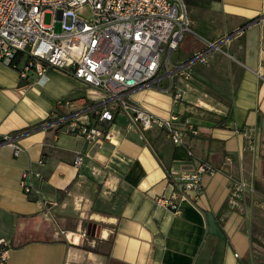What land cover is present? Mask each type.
Listing matches in <instances>:
<instances>
[{
	"label": "crops",
	"instance_id": "0c3cea01",
	"mask_svg": "<svg viewBox=\"0 0 264 264\" xmlns=\"http://www.w3.org/2000/svg\"><path fill=\"white\" fill-rule=\"evenodd\" d=\"M183 2L192 32L184 43L197 52L203 41L233 35L227 55L211 53L207 65L192 66L191 81L176 79L177 104L160 87L132 91L130 101L157 118L177 117L179 126L188 120L196 132L183 131L189 148L174 145L157 127L140 135L121 113L99 121L97 111L114 105L66 73L48 68L37 83L0 65L5 264H264V0ZM73 124L109 139L87 141L69 132ZM6 139L20 147L17 157ZM79 155L83 164L76 170ZM199 162L219 172L178 195V213L155 203L175 196L167 171H193ZM25 171L41 176L34 181L40 196L56 204L48 220L45 204L23 195ZM231 178L254 191L238 208L228 204Z\"/></svg>",
	"mask_w": 264,
	"mask_h": 264
},
{
	"label": "built area",
	"instance_id": "2783aa9c",
	"mask_svg": "<svg viewBox=\"0 0 264 264\" xmlns=\"http://www.w3.org/2000/svg\"><path fill=\"white\" fill-rule=\"evenodd\" d=\"M86 7L91 9L88 20L81 16ZM45 14L51 15V25H44ZM56 23L60 24L59 33L54 29ZM191 33L183 0H0V65L14 69V56L24 53L26 63L18 67L21 78L31 74L37 83H42L48 68L66 73L114 105L97 111L99 121L112 122L113 112L121 113L129 127L140 135L157 127L174 145L187 148L183 131L196 134L188 120L179 126L180 120L175 116L166 120L157 118L131 102L130 93L141 88H158L164 79L167 87L163 91L171 93L173 104H177L181 93L175 91L171 81V55ZM232 36L225 35L216 42L203 41L204 49L175 67L180 78L191 80L192 66L207 65L211 53L224 54L221 48L229 46ZM56 122L64 121L56 119ZM69 132L78 133L87 141L109 139L99 129L84 124L71 125ZM4 144L12 148L15 157L19 155L20 147L10 139L4 140ZM187 154L192 156L189 149ZM82 164L83 156L79 155L73 167L79 170ZM218 172L207 162H199L193 171L170 169L166 177L175 196L158 197L155 203L178 213L177 196L197 189L203 176ZM40 179L38 173L25 171L20 177V187L28 200L45 204L43 217L48 220L56 204L40 196L34 183ZM230 182L228 204L238 208L244 196L254 191L241 179L231 178ZM9 251V241L0 238V264L6 263Z\"/></svg>",
	"mask_w": 264,
	"mask_h": 264
},
{
	"label": "rangeland",
	"instance_id": "374dc122",
	"mask_svg": "<svg viewBox=\"0 0 264 264\" xmlns=\"http://www.w3.org/2000/svg\"><path fill=\"white\" fill-rule=\"evenodd\" d=\"M84 19L88 20L91 17V9L89 7H86L83 11H82V15H81ZM51 15L50 14H45L43 17V23L44 25H51ZM55 32L59 33L60 32V24L56 23L55 27ZM189 34H187L184 38V41L180 44L178 50L176 52H174L171 55V63L173 65V67H169V73H171V81L172 84H175V80L178 78H180L179 73L175 70V67H177L180 64H184L187 61H189L193 55V53L195 52V50L193 49V46H190V44H185V40H187ZM229 47V46H228ZM227 46H223L221 48V50L224 52V54L219 53L221 56L223 55H227ZM178 57H181V59H178ZM193 67L191 68V80L193 78V74H192V70ZM182 78V77H181ZM183 79V78H182ZM189 80V81H191ZM185 81V80H184ZM188 82V81H187ZM167 87V80H162L161 81V85L160 88H166ZM171 94V93H170Z\"/></svg>",
	"mask_w": 264,
	"mask_h": 264
},
{
	"label": "trees",
	"instance_id": "16d2710c",
	"mask_svg": "<svg viewBox=\"0 0 264 264\" xmlns=\"http://www.w3.org/2000/svg\"><path fill=\"white\" fill-rule=\"evenodd\" d=\"M178 59H180V57H178ZM21 62L26 63L25 54L18 52V53H16V55L14 56V59L12 61V65L15 67L14 69L17 70L18 72L20 70L18 68V65ZM229 119H230V113L226 117H220L218 122H216V126L217 127H224V125L229 121ZM38 127H39L38 125H35L34 127L27 129V131H25V132L31 131L32 129H35Z\"/></svg>",
	"mask_w": 264,
	"mask_h": 264
}]
</instances>
